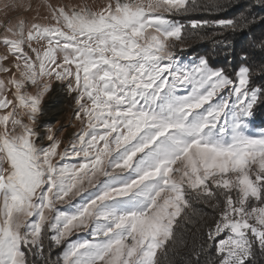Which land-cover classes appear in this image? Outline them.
<instances>
[{
    "label": "snow or ice",
    "instance_id": "snow-or-ice-1",
    "mask_svg": "<svg viewBox=\"0 0 264 264\" xmlns=\"http://www.w3.org/2000/svg\"><path fill=\"white\" fill-rule=\"evenodd\" d=\"M231 3L3 4L0 264H264V36L237 57ZM203 43L232 59L186 61Z\"/></svg>",
    "mask_w": 264,
    "mask_h": 264
},
{
    "label": "trees",
    "instance_id": "trees-1",
    "mask_svg": "<svg viewBox=\"0 0 264 264\" xmlns=\"http://www.w3.org/2000/svg\"><path fill=\"white\" fill-rule=\"evenodd\" d=\"M249 10L251 15L256 18L255 22L250 26L248 30H245L243 33L237 32L234 34L228 35V40L231 42L235 52L238 54L242 47H247L248 44L253 39H259L264 36V22H261V18H264V8H261L255 4V0H232V3L229 7L219 13L217 18H235L241 12ZM201 18L211 19L212 15L202 13L200 14ZM231 51V49H216L213 50L210 43L196 44L191 49H189L184 56L191 59L194 56L198 55H207L208 58L217 65H226L228 60L232 59V56H228L227 60L225 59L226 52ZM257 126L258 123H264V108L258 109L256 112L255 119L253 121ZM197 207H200L197 205Z\"/></svg>",
    "mask_w": 264,
    "mask_h": 264
},
{
    "label": "rangeland",
    "instance_id": "rangeland-1",
    "mask_svg": "<svg viewBox=\"0 0 264 264\" xmlns=\"http://www.w3.org/2000/svg\"><path fill=\"white\" fill-rule=\"evenodd\" d=\"M8 2V0H0V22H4L7 18H11L12 22H15V20L18 18L15 14L9 13L8 17H6L5 12L3 10V4ZM50 2L54 4H82L87 3L90 6L93 4H101L106 2V0H50ZM27 19H31L32 13L24 14ZM0 35H3L2 30H0ZM38 46V45H36ZM186 61L189 60V58L185 57ZM51 94L47 97H45V100L43 102L44 112L47 105H50ZM73 102L70 97H68L65 93L61 92L59 98L56 100L54 104H52V109L49 112H45V115L42 117V130L47 125L51 124L53 127L61 128V126H64L67 128V132L63 133L65 138H67V135L73 131L71 127L68 126L71 117V108L70 105H72ZM48 107V106H47ZM75 123V121H72ZM253 128L257 133L260 132V130L264 129V123L259 124L258 126L253 122ZM61 135V132H57V136L59 137ZM87 238L85 234H79L74 235L71 239H84Z\"/></svg>",
    "mask_w": 264,
    "mask_h": 264
},
{
    "label": "bare ground",
    "instance_id": "bare-ground-1",
    "mask_svg": "<svg viewBox=\"0 0 264 264\" xmlns=\"http://www.w3.org/2000/svg\"><path fill=\"white\" fill-rule=\"evenodd\" d=\"M60 94H61L60 91L51 93V97H50V100H49L50 105H47L48 107L46 106L45 112L51 111L52 106H53L52 104H54L56 102V100L59 98Z\"/></svg>",
    "mask_w": 264,
    "mask_h": 264
}]
</instances>
